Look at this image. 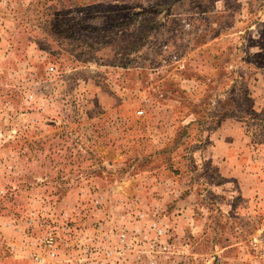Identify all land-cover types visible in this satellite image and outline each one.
I'll return each mask as SVG.
<instances>
[{
  "label": "rangeland",
  "instance_id": "rangeland-1",
  "mask_svg": "<svg viewBox=\"0 0 264 264\" xmlns=\"http://www.w3.org/2000/svg\"><path fill=\"white\" fill-rule=\"evenodd\" d=\"M0 264H264V0H0Z\"/></svg>",
  "mask_w": 264,
  "mask_h": 264
}]
</instances>
